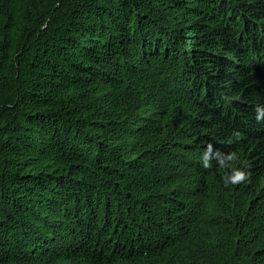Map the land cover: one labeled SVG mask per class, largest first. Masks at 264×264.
<instances>
[{
	"label": "trees",
	"instance_id": "1",
	"mask_svg": "<svg viewBox=\"0 0 264 264\" xmlns=\"http://www.w3.org/2000/svg\"><path fill=\"white\" fill-rule=\"evenodd\" d=\"M0 264H264V0H0Z\"/></svg>",
	"mask_w": 264,
	"mask_h": 264
}]
</instances>
